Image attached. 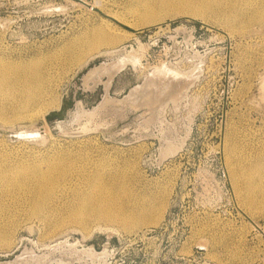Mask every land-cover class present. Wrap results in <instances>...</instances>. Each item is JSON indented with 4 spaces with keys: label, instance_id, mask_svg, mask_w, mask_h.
<instances>
[{
    "label": "rangeland",
    "instance_id": "1",
    "mask_svg": "<svg viewBox=\"0 0 264 264\" xmlns=\"http://www.w3.org/2000/svg\"><path fill=\"white\" fill-rule=\"evenodd\" d=\"M84 1L0 0V44L61 97L21 119L11 106L22 94L0 92V167L21 158L96 162L122 181L118 208L160 205L159 218L131 230L66 222L48 233L24 198H7L0 223L13 236L0 245V264H264V205L243 202L249 191L234 181L228 155L231 141L238 159L264 150L259 0H214L226 4L202 13L182 0ZM97 24L120 39L79 63L67 48ZM250 192L261 198L264 181L254 177Z\"/></svg>",
    "mask_w": 264,
    "mask_h": 264
},
{
    "label": "bare ground",
    "instance_id": "2",
    "mask_svg": "<svg viewBox=\"0 0 264 264\" xmlns=\"http://www.w3.org/2000/svg\"><path fill=\"white\" fill-rule=\"evenodd\" d=\"M182 2L181 7L197 13H202L201 11L209 9L212 5L219 9L221 5L226 4L225 1L220 4L215 3L217 1L214 0H182ZM258 3H260V20L264 22V0H259ZM90 5L95 7V3ZM101 5L105 6V4ZM150 15H152L151 12L145 17ZM119 39L120 33L97 24L81 34L77 41L67 48V51L78 57L76 61L83 63L92 56L111 51L110 47L103 49L102 46L112 48ZM24 60L0 44V92L4 93L9 100H13L12 95L16 92L22 94V97L16 99L17 103L13 106L8 105L21 110L18 114V118L21 119L29 116L26 111H34L39 115L45 114L51 107L58 106L61 98L55 87L47 81L48 79L39 70H32V63ZM135 102H139L136 96ZM105 104L107 105L106 101ZM23 111L25 112L22 113ZM238 148L239 145L231 141L228 155L234 181L239 185L242 182L249 191V194L242 200L251 208L260 203L264 205V195L259 198L250 192L251 180L254 177H259L264 181V150L259 152L255 160L249 162L244 157L237 158L240 154ZM23 159L25 158L7 164L4 168L0 167V202L7 198H24L31 208V214L42 215L48 221V233H55L59 230L60 224L66 222L86 228L91 221L106 220L111 223L119 222L122 227L131 230L139 228V225L141 227V224H154L158 221L160 213L156 214L159 211L155 210V207L158 209L160 205L154 207L135 205L129 210L118 208L120 207L117 203L119 192H114L118 189L115 183L122 181L117 178V175L111 176L102 171L101 166L96 162L87 161V163L78 164L75 157H70V159L67 157L39 158V161L20 162ZM20 200L23 201V199ZM59 201L60 205H57ZM61 214L63 216H60ZM12 236L13 229L9 225L0 223V245L9 244Z\"/></svg>",
    "mask_w": 264,
    "mask_h": 264
}]
</instances>
